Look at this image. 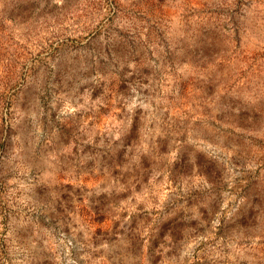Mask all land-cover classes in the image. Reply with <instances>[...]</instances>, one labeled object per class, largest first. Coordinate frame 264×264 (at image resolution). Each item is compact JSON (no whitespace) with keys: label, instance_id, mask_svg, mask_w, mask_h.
I'll list each match as a JSON object with an SVG mask.
<instances>
[{"label":"rangeland","instance_id":"obj_1","mask_svg":"<svg viewBox=\"0 0 264 264\" xmlns=\"http://www.w3.org/2000/svg\"><path fill=\"white\" fill-rule=\"evenodd\" d=\"M0 264H264V0H0Z\"/></svg>","mask_w":264,"mask_h":264}]
</instances>
